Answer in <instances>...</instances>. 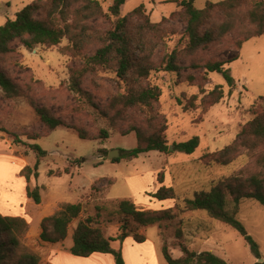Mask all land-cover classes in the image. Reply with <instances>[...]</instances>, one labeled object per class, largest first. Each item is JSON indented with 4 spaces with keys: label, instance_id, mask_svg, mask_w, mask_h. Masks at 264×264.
Instances as JSON below:
<instances>
[{
    "label": "rangeland",
    "instance_id": "rangeland-1",
    "mask_svg": "<svg viewBox=\"0 0 264 264\" xmlns=\"http://www.w3.org/2000/svg\"><path fill=\"white\" fill-rule=\"evenodd\" d=\"M35 1L0 0V27L8 19L15 20L24 7ZM99 1L108 12L115 0ZM181 1L128 0L122 9L121 18L130 17L133 36L138 39V62L150 63L154 69L147 78L131 77L125 81L119 77L115 64L106 68L93 66L79 78L77 92L73 77L87 68L88 59L100 47L95 37L85 41L79 50H73V43L66 37L58 46L34 49H27L18 41L11 53L0 54V71L19 91L17 97L8 98L0 88V213L23 217L30 223L23 245L40 257L41 264H115L112 255L79 258L70 249L78 223L88 217L97 219L98 208L99 227L107 238H116L121 221L113 213L123 199L133 201L140 210L172 209L173 214L172 219L160 225L141 228L138 233L146 237L144 243H137L133 236L113 243L126 264H167L162 253L165 245L175 258L183 255L180 246L185 245L196 253L212 252L229 264L260 263L235 229L205 211H187L185 201L239 173L245 178L259 173L264 177V148L252 152L242 147L233 161L220 162V152L233 145L255 118L250 111L254 107V111H264V36L246 41L257 32L250 12L264 0L236 2L234 8L216 6L202 31L216 29L228 17L233 19V30L208 48L198 50L190 47ZM225 1L197 0L195 7L202 10L208 3L218 5ZM141 5L145 7L143 16H133ZM260 11L264 13V5ZM116 20L110 17L91 21L93 31L89 37L113 28ZM173 52L178 56L181 72L159 71L163 59ZM235 58L238 60L226 66L235 80L232 87L223 75L208 74L204 69L209 62ZM194 65L201 69L193 68ZM190 77L195 81L191 82ZM219 85L224 88V98L217 105L206 106L205 97ZM146 87H158L162 92L159 102L151 108L113 106L115 98ZM193 102L195 107L187 109ZM36 107L47 109L72 128L85 130L89 140L80 139L74 129H46ZM134 129L142 130L147 137L164 129L163 136L173 150L169 154L150 152L133 161H110L111 152L137 147ZM103 132L108 138H103ZM32 135L39 139L29 140ZM194 137L201 140L194 154L174 151L175 144ZM16 139L21 143H16ZM34 144L48 152L46 158L40 159L39 179L34 177L38 160L30 148ZM50 171L55 176H50ZM58 173L62 176L56 177ZM29 174L31 180L27 184L25 176ZM160 174L164 176L163 183L159 182ZM37 186L42 188L41 205L27 198L28 187L33 190ZM163 186L174 189L176 200L160 202L151 196ZM64 203L81 204L80 217L71 225L65 242L43 243L42 220L56 214ZM237 218L260 245L264 261V207L244 200Z\"/></svg>",
    "mask_w": 264,
    "mask_h": 264
},
{
    "label": "trees",
    "instance_id": "trees-1",
    "mask_svg": "<svg viewBox=\"0 0 264 264\" xmlns=\"http://www.w3.org/2000/svg\"><path fill=\"white\" fill-rule=\"evenodd\" d=\"M128 0H115L105 12L99 0H37L24 7L15 20L8 19L0 27V54L6 55L13 51V44L21 42L27 49H34L37 46L54 47L62 43L63 39L69 37L73 43V50H79L80 46L90 38H96L100 47L88 59L87 68L79 71L73 77V82L77 92L80 91L79 78L92 69L93 66L109 67L111 64L117 66V73L122 80L129 81L133 78H147L153 67L150 63L138 62L136 58L135 44L138 39L133 36L130 17H122L121 13ZM197 0H182L180 6L186 19V33L190 39V47L193 50L206 49L214 42L220 40L233 30V19L228 20L214 30L202 31L203 26L210 18L216 6L234 8L236 2H247L253 0H227L220 4L208 3L205 9L199 10L195 7ZM264 2L257 3L256 9L250 12L251 22L257 27V32L249 36L246 41L254 37L264 36V13L260 11ZM144 5L136 8L132 15L142 17ZM131 15V16H132ZM117 18L113 28L103 33H96L89 37L88 33L93 31L89 23L101 18ZM97 32V31H96ZM238 60L209 62L204 69L208 74L217 73L223 75L229 85H235L234 78L226 68L228 64ZM195 69H201L199 65H194ZM182 68L178 64L176 52L163 59L159 71L167 73H180ZM194 82L195 78L190 77ZM0 88L6 93L8 98H15L19 91L6 75L0 71ZM205 94V91H202ZM162 92L158 87H146L138 90H131L127 95L114 99L113 106L121 105L124 108L146 107L151 108L158 103ZM224 88L216 86L205 97L206 106H214L224 98ZM197 96L193 99L195 100ZM264 100V97L261 98ZM195 104L189 103L186 108H194ZM255 118L250 121L238 135L237 141L220 152V162L228 164L239 154L240 148L246 147L249 151H257L264 148V111L261 113L254 111ZM44 127L50 131H55L60 127L76 130L82 140H89L87 132L81 128L75 129L67 125L65 121L57 118L45 108H35ZM165 129V128H164ZM164 129L147 137L140 129H134L138 138V145L135 149L121 151V156L113 160L119 163L122 160L133 161L141 155L150 152L169 154L170 146L163 136ZM3 129H0V131ZM104 137L108 138L103 132ZM38 135H32L29 140H38ZM16 143H21L16 139ZM201 144L199 137L175 144L174 151L192 155ZM30 148L38 156L34 167V177L39 179V168L41 158H46L48 152L41 146L34 144ZM65 173H68L66 171ZM50 176H55L54 171H50ZM62 173L56 174V177ZM27 182L31 180V175L25 176ZM164 176L159 175V182L163 183ZM42 188L27 189V196L37 205L42 203ZM96 190V189H95ZM160 202L176 200L175 191L172 187H161L155 194L151 195ZM228 196L232 199L229 200ZM244 200H252L264 207V177L261 173L245 178L242 173L221 181L209 192L196 194L192 200L185 201V209L190 212L205 211L208 215L223 224L235 229L250 246L252 254L257 260L263 259L261 247L258 242L249 235L245 225L237 218L240 205ZM98 210L97 217H100L101 210ZM82 213L81 204H62L60 210L42 220L40 240L43 243L55 245L65 242L69 236V230L75 220ZM121 221L120 233L116 238H107L104 231L99 227V219L88 217L81 220L73 232L74 245L70 249L72 255L79 258H89L95 254L112 255L115 264H126L122 252L113 247V243L124 241L133 236L137 243H144L146 237L139 235L141 228L160 225L162 222L173 218L172 209L160 211H145L137 208L136 204L123 199L119 202L118 209L113 213ZM30 223L23 217L4 216L0 213V264H41L40 257L28 250L23 245V240L30 232ZM182 233H178L181 237ZM180 250L183 255L175 258L168 246H163L162 253L167 264H229L225 259L212 252L196 253L187 246L181 245ZM256 264H264L257 262Z\"/></svg>",
    "mask_w": 264,
    "mask_h": 264
},
{
    "label": "water",
    "instance_id": "water-1",
    "mask_svg": "<svg viewBox=\"0 0 264 264\" xmlns=\"http://www.w3.org/2000/svg\"><path fill=\"white\" fill-rule=\"evenodd\" d=\"M173 150V147H170V151ZM121 156V152L120 151H113L109 154V160L113 161L114 159H117ZM260 262H263V259L259 260Z\"/></svg>",
    "mask_w": 264,
    "mask_h": 264
},
{
    "label": "crops",
    "instance_id": "crops-1",
    "mask_svg": "<svg viewBox=\"0 0 264 264\" xmlns=\"http://www.w3.org/2000/svg\"><path fill=\"white\" fill-rule=\"evenodd\" d=\"M13 163V162H12ZM27 184H29L28 182H27ZM25 187V186H24ZM27 198H28V196H27ZM29 199V198H28ZM29 200H31V199H29ZM43 200V199H42ZM33 201V200H32ZM165 202V201H164ZM42 204V203H41ZM40 204V205H41ZM2 214V213H1ZM4 215V214H3ZM96 255V254H95ZM94 256V255H93ZM92 257V256H91Z\"/></svg>",
    "mask_w": 264,
    "mask_h": 264
}]
</instances>
